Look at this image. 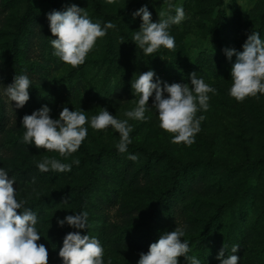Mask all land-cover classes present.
I'll use <instances>...</instances> for the list:
<instances>
[{"label":"rangeland","instance_id":"obj_1","mask_svg":"<svg viewBox=\"0 0 264 264\" xmlns=\"http://www.w3.org/2000/svg\"><path fill=\"white\" fill-rule=\"evenodd\" d=\"M100 2L103 13L120 15L123 20L111 29L112 40L98 38L85 62L73 68L53 54L51 40L56 37L51 34L47 14L52 10L65 11L75 4L84 8L93 22L101 23L94 17L92 0H0V168L8 172L10 179L15 178L16 198L27 199V204L48 194H59L35 210L36 228L41 235L37 243L48 249L49 264H63L58 252L65 235L74 228L67 224L60 227L57 220L76 214L75 193L71 189L85 186L92 190L86 211L90 236L104 248L105 264L109 260L111 264H138L140 254L146 253L147 210L154 206L160 193L170 189L173 172L167 167V160L153 159L149 163L131 145L166 153L183 164L214 163L212 167L190 171L188 176L182 174L179 188L158 211L161 225L166 227L164 233L182 227V240H186L206 218L202 199L212 200L216 209L224 202L229 207L213 231L215 243L221 248L228 243L230 251L238 244L240 250L235 254L239 260L244 256L246 260L260 257L264 251V165L253 162L264 160V95L248 97L243 102L229 95L236 57L229 60L224 50L242 51L252 32H258L264 40V0H171L174 6L183 7L186 18L169 29L175 38V49L161 47L152 56H145L133 42L142 23L140 17L133 19V13L147 6L152 21L158 22V13L167 8L164 0ZM170 14L175 15L174 9ZM13 55L20 73L31 81L33 100L30 97L23 108H16L15 102L4 95L5 88L19 75L12 66ZM109 57L113 61H108ZM149 70L156 73L154 82L159 78L161 86L190 85V74L195 72L217 90L216 94H208V110L201 109L196 114L197 118L205 117L201 131L191 146L171 143L172 135L159 127L158 112L151 108L153 94L145 113L149 118L128 121L133 131L127 151L106 156L102 150L116 148L119 133L111 127L92 129L91 117L106 108L117 119H128L124 113L134 109L139 99L133 93L132 81ZM43 105L51 109L53 119L59 118L65 106L85 111L88 135L71 156L64 158L57 152L23 143V116ZM129 155L138 159L132 161ZM45 157L69 164L78 159L80 163L73 164L70 172L47 174L37 168ZM90 157L96 160V166L89 168ZM242 164L244 171L237 175L223 167ZM190 188L194 189L192 195L186 194ZM65 200L67 204L63 203ZM22 210H17L18 214ZM228 255L229 250L224 257Z\"/></svg>","mask_w":264,"mask_h":264},{"label":"clouds","instance_id":"obj_2","mask_svg":"<svg viewBox=\"0 0 264 264\" xmlns=\"http://www.w3.org/2000/svg\"><path fill=\"white\" fill-rule=\"evenodd\" d=\"M108 4L115 0H106ZM166 10L158 13V22L152 21V13L147 6H143L133 13V19L140 17L142 23L132 37L137 48L145 56H152L161 47L168 50L175 49V38L170 35L172 25H180L186 18L182 6H174L171 0H164ZM174 9L175 15L170 14ZM54 55L63 63L75 68L82 65L88 53L94 48L98 38L107 34L108 29L116 27L112 22L101 26L100 22H93L84 8L73 4L65 11L52 10L47 14ZM121 43H124L123 40ZM243 50L225 49L226 57L236 60L231 68L232 85L229 95L237 102H243L248 97L264 95V40L258 32H252L242 46ZM153 70L143 72L132 81L133 93L139 97L136 107L126 111L128 119L120 120L113 116L106 108L90 120L91 128L102 131L111 127L119 133L120 139L116 148L120 153L127 151L132 143L130 133L133 131L129 119L145 121L149 110V100L154 101L151 108L158 112L159 127L172 135L171 143L191 146L195 143L196 135L201 131L200 124L205 119L203 115L197 118V112L209 108V93L216 94L217 90L205 82L197 73L190 74L188 83H163L157 78ZM31 81L27 75H15L12 84L4 90V95L16 108H23L30 99L29 89ZM167 93V96H165ZM51 109L43 105L30 115H24L21 125L24 127L23 143L34 144L37 149L57 152L67 158L75 153L88 135L85 125L88 117L82 109L69 110L63 107L58 119L50 115ZM128 159L136 161V155H129ZM75 159L72 164L62 163L56 158L45 157L37 164L40 172H70L72 165H79ZM32 183H35L33 178ZM15 178H9L8 172L0 168V264H49V252L44 244L37 243L41 235L36 225L37 214L30 208L24 207L27 199L18 200L14 187ZM67 204L68 200L63 201ZM22 210L18 214L17 210ZM60 227L67 224L74 229H87L88 213L81 212L58 219ZM186 227V226H185ZM185 228L175 227L170 232L163 233L159 239L151 243L147 253H141L138 264H179L178 258L184 256L188 264H201L195 256H189V243L182 240ZM226 245L218 253L220 264H238L240 257L235 253L239 245H233V254L224 258ZM63 264H105L104 248L100 241L89 235H81L80 231L69 232L63 239L58 252ZM111 264V260L108 261Z\"/></svg>","mask_w":264,"mask_h":264},{"label":"trees","instance_id":"obj_3","mask_svg":"<svg viewBox=\"0 0 264 264\" xmlns=\"http://www.w3.org/2000/svg\"><path fill=\"white\" fill-rule=\"evenodd\" d=\"M92 2L94 5L93 6L94 7V17L101 20L102 27L107 22H112L113 24L117 25L118 22H121L123 20V18L120 15H106L105 13H103L101 10L102 5H101L100 0H92ZM105 37L108 41L112 40V30L111 29L107 30V34L105 35ZM129 42L132 43V39H129ZM109 45L111 44L109 43ZM11 61H12L13 68H15V70L18 71L19 75H21L19 64L16 62L14 55L11 57ZM108 61H113V58L109 57ZM29 95L31 99L33 100L30 89H29ZM130 148L134 150L135 153L140 155L143 158V160L146 159L147 161H149V163H151L153 159H156V161H159V162L167 160L165 161L166 164L168 165L167 167L170 169V171L173 172L172 186L170 187V189L160 193V195L158 196V199L155 201L154 206L151 209L149 208L147 210L148 217L144 221V225L146 226L145 236L147 239L148 246H150L151 243H154L159 239V237L164 233V230L166 229V227L161 225L162 221L160 218L162 217V215H160L161 212H158V211L160 207L163 206V204H165L172 198L174 192L179 188L182 174H185V176H188V173L190 171H197V169H200L203 166L212 167L214 163L194 161V162H190L187 164H183L181 162L175 161L173 158H171L166 153L160 154L157 152H150L146 148L140 147L137 145H131ZM102 151H103V154L109 157L117 156L118 154H120L117 148L103 149ZM88 160L90 161V163H88L89 168L91 166L93 167L96 166V160L94 158L90 157ZM253 164L257 166H263L264 160H256L253 162ZM223 167L226 168V171L228 173L233 174V175L240 174V172L244 171V168H245L244 164L237 166V167H232V168H227L225 166ZM148 168L149 167H147L146 170H148ZM44 173L53 174V175L56 174V172H53L51 170L48 172H44ZM193 190L194 189H191V188L188 189V191H186V194L189 192L192 195ZM71 191H74L75 193V204L74 205L76 209L75 210L76 214L87 211V207L89 205V194L91 193L92 190L90 191L89 188L85 186L83 188H73L71 189ZM57 197H59V194H48L44 197H40V199L37 202L32 203V204H26L24 205V207L30 208L33 212H35V210L38 207L44 206L46 201H50L51 199H54ZM201 202H203L204 205L206 206L205 207L206 218L203 221V225L197 228L195 233H193L192 235H188L186 237V241H188L189 247H190V251L188 255L195 256L198 260H200L201 264H220V260L217 259V256L222 248L220 245H217L215 243V240L213 238V234H214L213 231L216 229L218 222H221V220L224 218L229 206L226 203L222 202L219 204L218 209H216V208H213L215 204H213L212 200L202 199ZM90 230H91V227L88 221V227L86 230L85 229H79V230L73 229L70 232L80 231L81 235L87 234L90 236L91 234ZM159 231L162 232L161 235H157ZM246 242H247V239L243 241V244H246ZM140 245L141 244H139L138 246ZM224 245H226L224 254L227 250H229V255L233 254L230 251V249H228L229 244L223 243L222 246L224 247ZM141 246L143 248V245ZM148 249L149 248L146 247L145 249L146 253ZM239 250L240 249H238V251ZM263 254H264V251L260 253L259 255L260 257H256L255 259H247V260H246V256H244L242 260H239L238 264H264ZM178 262L179 264H188L184 256L179 257Z\"/></svg>","mask_w":264,"mask_h":264}]
</instances>
